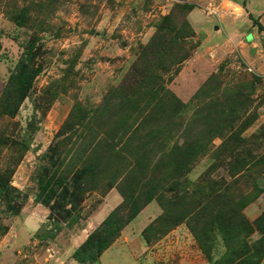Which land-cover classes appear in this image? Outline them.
Returning <instances> with one entry per match:
<instances>
[{
    "label": "rangeland",
    "instance_id": "obj_1",
    "mask_svg": "<svg viewBox=\"0 0 264 264\" xmlns=\"http://www.w3.org/2000/svg\"><path fill=\"white\" fill-rule=\"evenodd\" d=\"M240 16L217 0H0V177L27 196L0 214V264H77L115 209L136 214L95 264H264V57L233 48L232 28L243 44L260 31ZM28 47L41 71L8 115ZM42 168L75 180L73 217L32 201Z\"/></svg>",
    "mask_w": 264,
    "mask_h": 264
},
{
    "label": "trees",
    "instance_id": "obj_2",
    "mask_svg": "<svg viewBox=\"0 0 264 264\" xmlns=\"http://www.w3.org/2000/svg\"><path fill=\"white\" fill-rule=\"evenodd\" d=\"M192 7L189 5L188 9ZM36 59L37 53L28 47L23 50L17 60L1 92V103L6 114L12 115L16 112L26 97L32 81L41 71V66L36 62ZM179 163L181 164L182 160ZM71 178L68 173L57 176L55 171L48 175L47 169L42 168L40 175L35 179L37 191L32 201L47 208L50 215L54 214L56 218L73 217L77 211L75 201L77 195L73 192V190L75 191L73 188L75 180L69 181ZM70 187H72V191L69 192ZM26 198L27 196L11 186L8 180L0 177V214L17 215ZM59 199L62 201L61 206H58L56 202ZM135 214L133 211L129 212L126 218L122 219L119 217L117 209L110 211L93 232L87 235L83 242L72 251V260L77 264L97 263L100 254Z\"/></svg>",
    "mask_w": 264,
    "mask_h": 264
},
{
    "label": "crops",
    "instance_id": "obj_3",
    "mask_svg": "<svg viewBox=\"0 0 264 264\" xmlns=\"http://www.w3.org/2000/svg\"><path fill=\"white\" fill-rule=\"evenodd\" d=\"M179 1L199 5V3H204L207 0H179ZM217 1H222L223 3H229L231 6L235 7L236 10H239L241 12L239 21L243 22L242 29L251 25L248 23L250 21L254 22L256 26L260 28L259 32H256L254 29L250 28L251 34H252V31H255L256 39L255 40L251 39V42L249 44L247 42H244V44L241 42L240 40V35H241L240 29L241 28H238V27L232 28V33L230 36V37H234L233 48L238 53L239 57H241L242 61L245 64H249L251 67L254 66V64H258L256 62H251L252 57L249 56L247 52L251 51L249 50L250 48L255 47V60L256 58L264 57V53H263V50H264V0H217ZM231 19L234 22L235 20H237L235 17H231ZM205 41H206V38L202 40L200 45L197 47L198 49L196 48V51H194V55L192 56V58L188 60V62L186 63L188 64L198 63L196 62L195 59L199 58L200 54L204 52V50H202L201 48L203 47ZM193 61H195L196 63Z\"/></svg>",
    "mask_w": 264,
    "mask_h": 264
}]
</instances>
